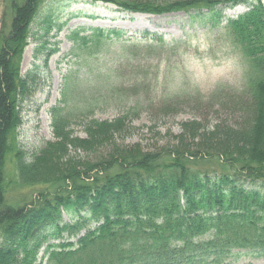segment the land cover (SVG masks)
<instances>
[{"label": "trees", "instance_id": "trees-1", "mask_svg": "<svg viewBox=\"0 0 264 264\" xmlns=\"http://www.w3.org/2000/svg\"><path fill=\"white\" fill-rule=\"evenodd\" d=\"M8 1L0 32V264H232L242 251L264 259V0H74L154 16L207 10L209 18L200 23L218 30L212 45L224 41L239 53L246 81L209 101H220L237 118L211 128L183 123L177 145L155 151L120 148L117 137L130 113L114 121L89 119L82 125L85 136L77 137L64 92V107L53 110L55 141L31 160L18 140L22 103L34 81L22 74L23 56L42 6L59 0ZM248 2V12L223 25L218 7ZM45 23L49 34L52 21ZM123 34L93 29L70 39L93 49L122 43ZM174 104L165 103L162 111ZM79 152L98 156L83 160ZM8 163L15 181H8ZM11 185L36 190V196L9 204Z\"/></svg>", "mask_w": 264, "mask_h": 264}, {"label": "rangeland", "instance_id": "rangeland-1", "mask_svg": "<svg viewBox=\"0 0 264 264\" xmlns=\"http://www.w3.org/2000/svg\"><path fill=\"white\" fill-rule=\"evenodd\" d=\"M147 1L166 5L180 0ZM249 4L218 7L223 25L248 11ZM9 7L8 0H0V32ZM208 16L207 10L149 16L122 12L116 5L47 1L32 26L22 62L23 76L34 78L33 94L22 103L23 125L18 137L27 160L55 141L52 111L64 107V92V109L75 116L72 130L77 137L85 136L82 125L89 119L114 121L130 113L126 130L117 137L120 148L140 146L142 151H155L177 145L181 125L190 121H202L209 128L232 124L237 115L223 108L220 101L209 99L224 89L231 93L243 87L244 63L224 41L212 45L218 30L211 22L200 23ZM47 19L52 21L49 34ZM97 28L123 31L124 42L92 49L91 44L84 47L80 40L70 39L74 32L80 37L90 36ZM124 43L129 46L127 50L121 46ZM171 102L175 103L173 110L163 112L164 104ZM103 150H108L102 151L105 156L112 148ZM97 156L77 154L83 160ZM7 170L8 181H15L9 163ZM35 196L36 190L11 185L7 198L9 204L24 205ZM63 219L71 221L65 213ZM247 252L242 251L243 256L229 263L264 264V259L246 256Z\"/></svg>", "mask_w": 264, "mask_h": 264}, {"label": "bare ground", "instance_id": "bare-ground-1", "mask_svg": "<svg viewBox=\"0 0 264 264\" xmlns=\"http://www.w3.org/2000/svg\"><path fill=\"white\" fill-rule=\"evenodd\" d=\"M248 186L250 187V189H254V187H255V186H250V185H248Z\"/></svg>", "mask_w": 264, "mask_h": 264}]
</instances>
